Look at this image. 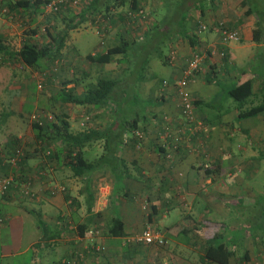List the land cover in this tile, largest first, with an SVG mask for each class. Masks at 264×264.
I'll return each mask as SVG.
<instances>
[{"label": "crops", "instance_id": "0c3cea01", "mask_svg": "<svg viewBox=\"0 0 264 264\" xmlns=\"http://www.w3.org/2000/svg\"><path fill=\"white\" fill-rule=\"evenodd\" d=\"M88 1L73 6L68 17L62 11L58 18L62 24L56 22L55 29L62 30ZM135 4L129 9L120 0H99L100 14L90 8L84 21L68 30L53 60L57 65L51 78L55 91L80 95L98 77L117 82L114 101L101 106L58 103L71 132L100 131V138L82 149L86 160L99 159L93 170L73 175L65 158L55 151L59 142L38 143L33 133L30 141H25L27 137L14 129L0 137L2 144L26 142L27 152L19 172L32 179L34 192L32 198L23 196L21 179L16 178L0 199V215L4 218L0 224V264H15L16 257L28 253L32 261L28 264H216L204 260L202 253L205 237L213 235L211 231L217 224L225 226L224 239L234 252L228 264H264L263 239L256 241L247 234L235 237L229 228L232 210L254 208L260 200L253 187L244 189L247 184L243 180L255 175L254 167L264 156V150L253 145L264 142V112L238 118L237 103L226 95L230 85L248 78L252 95L241 108L260 100L264 69L255 72L250 63L259 51L264 55V0H205L204 4L135 0ZM137 9L145 14L140 25L127 21V12ZM17 16L36 21V11L19 10ZM17 16H0V41L17 46L9 47L13 51L29 37L22 22H16ZM200 23L206 25L205 30H198ZM218 23L236 31V39L221 43ZM256 25L260 27L257 42L252 40ZM32 36L43 39L38 30ZM137 38L139 42L163 40L167 46L166 54L156 53L161 65L150 66L145 77L136 74L144 60L133 64L125 55L128 50L111 55L108 62L86 58L103 54L122 41L130 44L127 49H134ZM74 42L87 53H80ZM195 50L201 56L200 67L189 78L187 89L194 120L202 121L201 128L180 116L174 87L185 60ZM91 77L94 81L86 80ZM125 86L140 94L142 100H135L142 104L140 114H136V103H132L134 109L129 106L130 114L124 116L122 103L115 102L123 98ZM127 95L128 100L134 94ZM8 104L9 115H26L21 101L11 100ZM85 116L87 121L80 126ZM1 118L0 128L5 121ZM133 118L136 126L127 130L125 123ZM136 132L141 133L140 137ZM175 132L180 140L173 147L170 137ZM39 148L52 150V156H39ZM38 168L44 170L39 179L34 178ZM234 168L245 170L247 175L237 177ZM58 186L64 190L58 191ZM143 202L147 203L146 212L140 208ZM112 217L121 222L115 234L108 233ZM145 224L160 233L161 245L123 243L125 236L138 232ZM88 229H96L93 241L98 250H89ZM252 244L256 245V258L249 250ZM241 246L244 248L239 251Z\"/></svg>", "mask_w": 264, "mask_h": 264}, {"label": "trees", "instance_id": "16d2710c", "mask_svg": "<svg viewBox=\"0 0 264 264\" xmlns=\"http://www.w3.org/2000/svg\"><path fill=\"white\" fill-rule=\"evenodd\" d=\"M49 1L50 0H0V6L6 8V17H8L9 19H13L15 16H17V11L29 10L31 12H35L37 11V9H39V6L49 3ZM98 1L99 0L88 1L85 4V7H81L80 9H78L76 16H74L72 19L70 18V21H66L64 23L65 27L62 30L56 32L54 35L49 33L48 28H45L43 30H45L46 36H42L43 39H36L32 38V35L36 33V30H38L36 29V26H34L33 29L30 28L26 30V33L29 34V37L25 38L22 41L18 50H9L10 46H7L0 41V56H3L4 59L15 57V59L19 60L23 65L33 69L40 68V65H42L43 62L53 61L59 55V52L64 45L68 30L74 29L79 26V24L84 21V18L88 14H90V8L94 13L100 14V10L98 9L100 8L98 5ZM120 4H126L129 9H132L136 6L135 0H120ZM63 6L64 5L59 6L56 10L50 11L61 15L62 11L60 13L59 10ZM74 19L76 20L74 21ZM259 35L260 27L259 25H256L252 31V40L257 42L259 40ZM129 45L130 44L128 42L122 41L119 46L107 48V50L103 54H95L93 56L86 55V58L95 62H108L111 55L119 52L125 53L124 51L127 50V47ZM145 62L146 61L144 60V63ZM66 82L68 81H65L63 83L65 84ZM116 84L117 82L110 78L98 77L94 82L89 83L83 89L80 95H73L69 91H57L55 96H53L52 98L58 101L60 105L64 103H71L76 105H91L93 107H98L103 105L107 101H114L113 96L115 95L114 88L116 87ZM226 95L237 103L238 118L252 117L258 113L264 112V85H262L259 90V102L257 104L251 105L248 108H241L245 101L252 95L251 81L248 78H243L239 82L230 85L226 89ZM23 105L27 106V103ZM0 115L4 119L7 115H9V113L7 111H2ZM130 121H126L125 123L127 125V130L136 126V118H133ZM30 127L33 136L35 140L38 141V143L44 144L46 142H59L57 143V145L55 144V151L62 154V156L66 160L65 163L67 164L73 175L80 176L93 170L98 165L97 161H99V159H96L97 161L86 160L83 156L82 149L86 145H90L93 141L98 140L100 138V131L94 129H83L79 132H71L69 130L68 121L66 120V115L64 112L52 114V118L50 120H47L41 126L37 125L36 123H31ZM17 149H20L23 154L22 156H19L14 164H11L9 162V159L14 156L15 150ZM36 150L40 152L38 153V155L41 157L50 158L53 154L52 150H49V155L43 156L42 151L44 150V148H39ZM26 152L27 151L22 150V148L18 147L17 144L12 145L10 143H0V177L11 176L12 179L8 186V189L0 195V199L6 196L10 187H12V185L14 184L16 178L21 179V189H23V185L28 182V191L30 193H33V196H30L28 194L25 195L21 190L22 195L29 198L34 197V192L31 188L32 179L19 172ZM39 171H41L42 173L40 175H37V172ZM43 174L44 170L38 168L35 170L34 178L39 179L43 176ZM0 219L2 222L4 221V218L1 215ZM36 220L38 222V225L43 228V224L40 223L37 218ZM250 223L252 224V222ZM119 225H121L120 220L116 217H112L108 225V233L115 234V229ZM88 230L96 231V229ZM211 232L213 235L211 237H205L204 240L202 253L204 260L216 264H228V260L230 257H233L234 252L231 248H229L228 242L224 239L225 226L223 224H217ZM79 234H81L80 231ZM95 245L96 243L93 240L92 243L88 242V246L90 248L89 250H94ZM243 257L246 258L245 253ZM62 263L66 264L67 262L62 261L59 264Z\"/></svg>", "mask_w": 264, "mask_h": 264}, {"label": "rangeland", "instance_id": "374dc122", "mask_svg": "<svg viewBox=\"0 0 264 264\" xmlns=\"http://www.w3.org/2000/svg\"><path fill=\"white\" fill-rule=\"evenodd\" d=\"M87 0H77L74 4H66L63 6L59 11H63V14L65 17H68L69 12L72 13L75 9L73 6H79L85 3ZM171 2H177L181 3L183 1L187 2H197L199 4H204L205 0H170ZM181 6H183L181 4ZM184 10L179 11V14H182ZM177 13V14H178ZM60 14L53 13L49 10L47 7V4H44L42 6H39V9L36 11V18L34 22H30L29 19L25 21L24 16H17L16 22L20 23L22 22V26H25V30H28L30 28L33 29L34 26H36L38 29V33H41L42 36H46L45 28H48L49 33H52L54 31H58V29H55V23L60 22L58 19ZM145 16V14H144ZM144 17H138L133 21V23H137L138 25L143 24ZM170 21L174 22L173 15L169 16ZM25 23V25H23ZM36 24V25H35ZM31 25V26H30ZM43 29H39L42 28ZM89 37V36H88ZM95 37V36H94ZM83 39V36H82ZM92 39V38H91ZM150 39V38H149ZM141 39H136V45L134 49H127V53L125 54L128 59L133 61V64L136 61L145 60L146 62L141 65V68L139 70L138 74L139 77L141 76H147V73L149 75V69L150 66H160V62L157 61L156 53L161 52L163 54L167 53V46L164 43L163 40L156 39L155 43L153 40L141 41ZM81 44L82 40L80 39ZM97 41L96 37L94 38L93 42ZM78 42V39L76 40ZM76 42L74 44L78 45ZM70 43V41H69ZM73 43V40H72ZM154 43V44H153ZM73 44V45H74ZM139 44V45H138ZM152 44V47L150 45ZM83 46V45H82ZM17 46H12L10 48L15 49ZM78 51L82 54L87 53L86 49H83L81 46H77ZM9 50H12L10 49ZM138 48V49H137ZM137 50V51H136ZM45 63V65H44ZM250 66H252L253 71L255 72H261L262 69H264V55L259 51L257 55H254L253 60L250 63ZM57 68V65L54 61L49 62H43L42 65H40V68L33 69L30 67H27L23 65L19 60H16L15 57H10L4 59L3 56H0V113L2 111H6L9 107V101H21L22 105L27 103V106L23 105L21 106V110L26 113L25 116H19V115H8L4 118V126L0 128L2 131H0V137L6 135L7 132L10 130H16L19 131L22 137L25 141H30L31 137V127L30 122L28 119V116L31 113L34 112H43L50 114H57L59 112H62L60 110V107L58 105V101L54 100L52 97L55 96L56 89L55 86H52V79L55 77V69ZM160 69H157L158 71ZM43 72V73H42ZM64 73L60 74L63 75ZM85 77V76H84ZM128 77V74L125 75V78ZM87 81H94V78L91 77L90 79H86ZM40 81V82H39ZM60 81V80H59ZM37 83L41 84V88H37ZM123 94V98H117L115 102L122 103V110L123 115L126 116L130 114L129 106L133 108L132 103H136L135 112L136 114L141 113V105L140 103L135 102V100H142L140 97V94H138L136 91H133L131 87L125 86ZM133 93L131 99L127 100V93ZM51 95V96H50ZM23 98V99H22ZM258 98L259 95H258ZM232 101V100H231ZM144 102V101H142ZM145 103V102H144ZM8 104V107H7ZM29 105V106H28ZM11 108V105H10ZM134 109V108H133ZM0 117H2L0 115ZM90 117V116H89ZM3 119V118H1ZM4 131V132H3ZM8 134V133H7ZM2 143V142H0ZM24 143V142H23ZM21 143L18 145V147L22 148V150H25L26 148V142L25 144ZM255 148L259 149L260 151L264 150V142L257 144L253 143ZM234 146V145H233ZM264 152V151H263ZM261 164L259 166H255L254 170V176L251 179H244L243 182H245L247 185L244 186V189H247V187L252 188L254 191H258L257 194L260 196V200L257 201L254 208H245V209H235L231 211V227L230 231L232 232V235L235 237H238L240 234H247L252 235V238L256 241L263 239L264 241V156L260 159ZM237 168H234L233 172H235ZM237 177L244 178L247 174L245 173V170H241L240 172H235ZM237 210V211H236ZM250 219V221H249ZM249 222V225L247 224ZM252 222V224L250 223ZM228 228V229H229ZM236 241V240H235ZM255 244L251 245L249 250L253 252V257H257L255 255ZM244 246L239 247V251H242ZM30 254H25L16 257L15 264H28L32 263L30 260ZM130 257H132L130 255ZM135 257V256H134ZM129 259V258H128ZM126 257V260H128Z\"/></svg>", "mask_w": 264, "mask_h": 264}, {"label": "built area", "instance_id": "2783aa9c", "mask_svg": "<svg viewBox=\"0 0 264 264\" xmlns=\"http://www.w3.org/2000/svg\"><path fill=\"white\" fill-rule=\"evenodd\" d=\"M77 0H50L49 3H47V7L49 10H56L59 6L66 5V4H74ZM6 13V8L3 6H0V16H5ZM144 13L142 9H137L135 11H129L127 12V21L133 23V21L138 18V17H143ZM135 17V18H134ZM134 18V19H133ZM206 29V25L200 23L198 25V30L202 31ZM216 30L219 35V40L221 43H227L230 40L236 39V31L228 29L222 23H218L216 26ZM171 59V55L168 56V60ZM200 60L201 56L200 54L195 50L191 52L189 57L185 60L184 66L181 69V73L178 79L174 82V87H175V93L177 96V105L179 108V114L180 116L186 121V122H195V125L197 128H201L202 121L199 120H194L193 112H192V97L187 89V84L189 81V78L199 70L200 67ZM40 82V81H39ZM37 88H41V84L37 83ZM52 116L47 113L43 112H34L31 113L28 116L29 122L31 123H36L37 125H43L47 120H50ZM87 121V116L83 117L82 122L80 123V126H84ZM136 136L140 137L141 133L136 132ZM171 140V145L175 147V144L178 143L180 140L179 135L177 132L175 134H172L170 137ZM39 146V145H38ZM22 151L20 149L15 150L14 156H12L9 159V162L11 164H14L15 161L19 158V156H22ZM43 156L49 155V149L44 148L42 151ZM42 172L39 171L37 172V175H40ZM11 176H6V177H0V195L3 194L7 189L8 186L11 182ZM29 184L28 182L23 185L22 192L25 195H30L33 196V193H30L28 191ZM58 191H63L64 187L63 186H58L57 187ZM141 210L144 212L147 211V203L143 202L141 204ZM0 219V223H1ZM96 233V231L88 230L87 231V241L89 243H92V235ZM123 243H133V244H154V245H161L163 243V239L160 235V233L152 228L149 224H145L138 232L130 235V236H125L123 238ZM99 246L95 245L94 250H98Z\"/></svg>", "mask_w": 264, "mask_h": 264}]
</instances>
